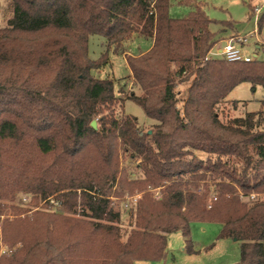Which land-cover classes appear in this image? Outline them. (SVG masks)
I'll return each instance as SVG.
<instances>
[{
	"label": "trees",
	"instance_id": "16d2710c",
	"mask_svg": "<svg viewBox=\"0 0 264 264\" xmlns=\"http://www.w3.org/2000/svg\"><path fill=\"white\" fill-rule=\"evenodd\" d=\"M6 1L12 14L0 27V264L162 261L175 232L197 253L194 222L219 223L217 239L240 242L235 264H264V112L226 123L217 113L241 83L264 88V59L206 60L234 22H221L215 33L203 4L176 19L170 0ZM92 35L107 42L97 61L89 57ZM136 36L154 42L144 55L126 58L143 91L128 100L155 122L150 132L124 110L116 114L115 81L95 74L110 51L120 54ZM48 74V82L35 83ZM193 76L180 108L176 88ZM123 148L139 159L143 177L119 178ZM149 187L162 188V196L138 201L123 243L111 196ZM79 192L89 220L76 217ZM19 193L44 200L58 194L61 209L7 217L26 212L9 207ZM211 195L217 200L209 204Z\"/></svg>",
	"mask_w": 264,
	"mask_h": 264
},
{
	"label": "rangeland",
	"instance_id": "374dc122",
	"mask_svg": "<svg viewBox=\"0 0 264 264\" xmlns=\"http://www.w3.org/2000/svg\"><path fill=\"white\" fill-rule=\"evenodd\" d=\"M170 0L169 15L172 18L182 19L189 16L194 10L196 4H203L208 17L215 21L210 28L213 32L219 33L221 30L220 23L224 21H233L234 29H226L219 33L220 38L235 35H242L247 37L248 41L243 44V51L247 55H253V50L257 43H264V23L260 27V19L264 16V0ZM256 9H261L259 15H256ZM12 14V10L6 0H0V27L5 26L8 17ZM141 30V28H140ZM219 38V39H220ZM153 47V39H147L141 36H136L131 42L125 45L124 50L120 54L113 51L109 52V63L100 71L95 72L97 76L103 79L111 78L115 81L116 91L118 92V104L114 109L116 114H120L122 110L126 114L137 118L139 123L144 127L146 132L152 129L153 120L149 119L143 108L137 103L128 100L129 96L134 93L141 96L143 91L135 85L130 77V70L126 63L127 57H139L149 52L147 47ZM142 45V48L140 46ZM220 46H223L220 44ZM107 42L99 35H92L89 37V57L92 61L99 60L107 53ZM257 51V50H256ZM139 53V54H138ZM218 59H222L221 57ZM259 59H264V53L260 51ZM172 70H178V67L173 66ZM51 75H39L35 83L43 84L48 82ZM195 76L191 77L189 81L180 83L176 88L178 97L181 103L179 107L182 108L183 100L188 96L189 89L192 85ZM238 101L239 103H234ZM264 112V88L261 85H255L249 82H244L238 85L217 107V113L222 122L226 123L231 119L246 116L247 113ZM100 118V117H99ZM97 118L96 123L98 126ZM125 148V147H124ZM121 149L119 153V178L125 176L129 179L143 177V171L139 168V159L131 158V151ZM201 158L209 157L203 152H195ZM216 158L215 156H212ZM115 189L113 190V192ZM63 193V192H62ZM61 194V193H60ZM151 195L152 199L159 200L162 196V188H147L145 190H136L133 194L127 193L124 197L118 198L112 194L113 207L121 212L122 221V242L125 243L128 235L131 232V212L137 207V203L133 205L132 209L125 207V202L128 197L139 196L138 201L145 198L146 195ZM58 194L51 195L47 199H42L37 194L27 195L19 193L15 200L10 202L12 206H21L25 213L16 216L12 210L7 217L14 219L24 218L26 215H31L33 212H49L54 213L55 210L61 209V205H54L52 201L60 202ZM252 196V195H251ZM242 195L243 201L252 200ZM256 197L260 196L255 194ZM250 199V200H249ZM213 201L211 195L209 204ZM78 206L76 208V217L80 219L89 220L83 217L82 207L80 205V192L77 197ZM65 214V213H64ZM222 225L219 223H200L194 222L191 224L192 236L190 240L193 242L194 250L197 253H188L185 249V237L181 232H175L168 236L167 255L162 261H136L135 264H235L241 259L240 242L233 239H217ZM4 251H8L7 244H1Z\"/></svg>",
	"mask_w": 264,
	"mask_h": 264
},
{
	"label": "built area",
	"instance_id": "2783aa9c",
	"mask_svg": "<svg viewBox=\"0 0 264 264\" xmlns=\"http://www.w3.org/2000/svg\"><path fill=\"white\" fill-rule=\"evenodd\" d=\"M261 12V9H256V15H259ZM248 41L247 37L242 35H233L229 37L222 48L217 49L214 48L211 50L206 58H223L229 62H251L258 58V56L255 55H247L243 51V44ZM260 46V51L264 53V43L260 42L258 43ZM139 196H131L126 199L125 207L132 209L133 205H135L138 202ZM252 199H255L256 196L252 195ZM217 197L213 196V201H216ZM54 205H61L60 202L52 201Z\"/></svg>",
	"mask_w": 264,
	"mask_h": 264
},
{
	"label": "crops",
	"instance_id": "0c3cea01",
	"mask_svg": "<svg viewBox=\"0 0 264 264\" xmlns=\"http://www.w3.org/2000/svg\"><path fill=\"white\" fill-rule=\"evenodd\" d=\"M234 35H235V34H234ZM229 37H231V36H229ZM229 37H222V40L219 41V43L216 45L215 48H217V49L222 48V47L224 46V44H225V41H226ZM150 42H151V41H150ZM220 44H222L223 46H220ZM151 47H152V42H151V45H150L149 47H147V51H148ZM140 48H142V45L140 46ZM254 49H255V50H253V55L258 56V58H259V55H260V46H259L258 43L256 44V46H255ZM256 50H257V51H256ZM138 54H139V53H138ZM191 234H192V231H191ZM167 248H168V245H167Z\"/></svg>",
	"mask_w": 264,
	"mask_h": 264
},
{
	"label": "water",
	"instance_id": "95a60500",
	"mask_svg": "<svg viewBox=\"0 0 264 264\" xmlns=\"http://www.w3.org/2000/svg\"><path fill=\"white\" fill-rule=\"evenodd\" d=\"M92 126H93V128H97V123H96V121H93V123H92Z\"/></svg>",
	"mask_w": 264,
	"mask_h": 264
}]
</instances>
